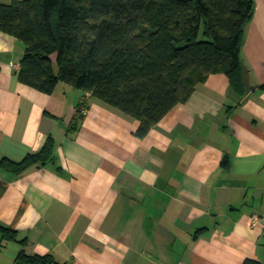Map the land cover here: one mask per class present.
Returning <instances> with one entry per match:
<instances>
[{
    "label": "crops",
    "instance_id": "crops-1",
    "mask_svg": "<svg viewBox=\"0 0 264 264\" xmlns=\"http://www.w3.org/2000/svg\"><path fill=\"white\" fill-rule=\"evenodd\" d=\"M252 2L245 94L209 74L142 139L136 119L88 92L21 83L24 45L0 31V158L54 141L45 165L0 169V226L15 236L0 232V264H22L21 251L58 264H264V0Z\"/></svg>",
    "mask_w": 264,
    "mask_h": 264
},
{
    "label": "trees",
    "instance_id": "trees-1",
    "mask_svg": "<svg viewBox=\"0 0 264 264\" xmlns=\"http://www.w3.org/2000/svg\"><path fill=\"white\" fill-rule=\"evenodd\" d=\"M252 14V0H11L0 3V31L24 45L21 83L46 94L59 82L88 92L136 119L133 133L142 139L209 74H225L245 94L240 51ZM53 147L48 136L21 160L1 157L0 169L45 165ZM0 232L15 238L7 227ZM16 260L58 264L52 254L22 251Z\"/></svg>",
    "mask_w": 264,
    "mask_h": 264
}]
</instances>
